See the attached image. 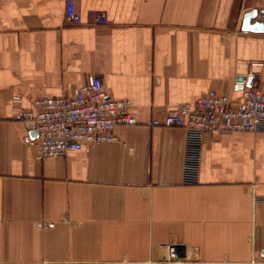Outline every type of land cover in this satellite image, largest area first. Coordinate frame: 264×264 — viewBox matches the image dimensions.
<instances>
[{
	"label": "crops",
	"instance_id": "1",
	"mask_svg": "<svg viewBox=\"0 0 264 264\" xmlns=\"http://www.w3.org/2000/svg\"><path fill=\"white\" fill-rule=\"evenodd\" d=\"M66 1L0 0V264H152L161 244L195 248L181 264H264V133L206 135L190 185L184 130L149 125L209 90L237 102L264 84V34L240 28L264 3L73 0L71 25ZM251 61L263 62L254 80ZM88 74L130 102L136 124L36 160L15 111L70 96Z\"/></svg>",
	"mask_w": 264,
	"mask_h": 264
},
{
	"label": "built area",
	"instance_id": "2",
	"mask_svg": "<svg viewBox=\"0 0 264 264\" xmlns=\"http://www.w3.org/2000/svg\"><path fill=\"white\" fill-rule=\"evenodd\" d=\"M89 15L98 25L106 23L105 17L94 10ZM64 19L71 25L81 22L73 0L65 3ZM262 67L263 62L251 61L248 77L254 80L257 69ZM14 99L21 101L20 96ZM29 103V108H19L15 113L19 121L31 124L34 137L30 146L36 160L62 157L68 151L95 143L115 142L117 126L136 124L130 102L109 98L101 79L94 74H88L85 83L73 88L70 96L34 98ZM149 125L184 130L183 182L197 184L206 135L219 138L235 132L264 133V84L252 83L237 102L228 94L209 90L191 104L153 117ZM194 251L195 248L187 245L161 244L159 257L151 263L181 264L188 262ZM247 264L263 263L252 260Z\"/></svg>",
	"mask_w": 264,
	"mask_h": 264
},
{
	"label": "water",
	"instance_id": "3",
	"mask_svg": "<svg viewBox=\"0 0 264 264\" xmlns=\"http://www.w3.org/2000/svg\"><path fill=\"white\" fill-rule=\"evenodd\" d=\"M240 28L244 32L264 34V10L253 9L245 13Z\"/></svg>",
	"mask_w": 264,
	"mask_h": 264
}]
</instances>
